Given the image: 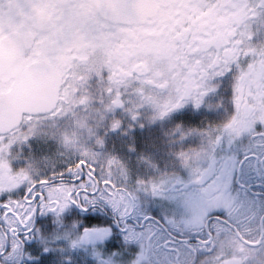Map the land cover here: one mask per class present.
<instances>
[{
    "label": "snow or ice",
    "instance_id": "obj_1",
    "mask_svg": "<svg viewBox=\"0 0 264 264\" xmlns=\"http://www.w3.org/2000/svg\"><path fill=\"white\" fill-rule=\"evenodd\" d=\"M256 15L248 0H0V154L21 121L60 112L71 96L86 105L83 85L102 70L113 106L122 103L121 87L137 80L141 102L156 105L161 117L187 97L198 106L211 76L233 64L238 72L234 114L203 133L204 144L176 154L187 182L164 173L133 186L126 170L117 181L85 156L71 159L0 203V255H20V234L31 231L37 208L59 215L65 200L81 208L103 200L125 242L138 245L128 264H264V48L249 43ZM8 167L0 155V193L19 182ZM137 191L179 200L187 215L143 213ZM109 232L85 229L79 242Z\"/></svg>",
    "mask_w": 264,
    "mask_h": 264
},
{
    "label": "flooded vegetation",
    "instance_id": "obj_2",
    "mask_svg": "<svg viewBox=\"0 0 264 264\" xmlns=\"http://www.w3.org/2000/svg\"><path fill=\"white\" fill-rule=\"evenodd\" d=\"M248 3L256 6L257 13L249 18V30L252 33L249 43L258 45L264 43V7L259 6V0H248ZM251 59V56L243 57L239 62L244 67ZM237 74L233 64L222 75L211 76L204 82L203 88L207 91L198 106L194 105L191 97H187L179 107L158 119H150L154 108L141 102L135 91L141 87L137 80L121 87L120 106L104 111L103 102L109 96L105 91L108 87V73L107 70H102L99 77L92 74L83 85L90 97L89 107L79 105L76 111L88 116L87 123L95 125V136L103 137V142L101 146H97L94 143L95 136H87L85 143L91 145L101 156L107 154L118 158L126 167L130 185L135 186L138 179L147 181L164 173L176 174L187 182L190 179L189 171L181 165L176 154L204 144V131L213 125L224 123L234 114L233 96ZM149 87L151 86L144 85L145 89ZM89 108L101 111L90 112ZM72 119L70 114L56 118V126H70ZM112 120H118L119 126L111 127ZM49 124L51 121L45 120L40 127L47 128ZM18 127L24 130L27 125L21 121ZM57 148L53 139L34 136L23 143L10 144L7 153L0 155L8 161L10 172L15 173L25 166L30 156L50 154ZM76 158H79L78 154L60 156L54 168H45L40 176L63 171L69 166V161ZM64 182H71L68 174H65ZM24 189L25 185L22 184L10 193H0V203L9 196L13 199L22 197ZM136 196L139 210L151 216L172 215L180 218L187 215L179 200L153 197L142 191H137ZM116 221L117 214L103 200L87 208L70 204L59 216L52 211L41 212L37 208L32 217L31 231L20 234V255L10 259L0 255V264H103L105 261L108 264H128L138 251V245L125 242L124 234ZM128 222H132L131 218ZM92 228H108L110 232L103 240L69 247L66 238L68 233L80 235L85 229ZM9 247L5 245L6 249Z\"/></svg>",
    "mask_w": 264,
    "mask_h": 264
},
{
    "label": "clouds",
    "instance_id": "obj_3",
    "mask_svg": "<svg viewBox=\"0 0 264 264\" xmlns=\"http://www.w3.org/2000/svg\"><path fill=\"white\" fill-rule=\"evenodd\" d=\"M253 48L255 49H261L264 48V43H260L258 45H252L250 44ZM155 63V61H154ZM205 91L207 89H202L203 94L199 97L200 103L201 99L205 94ZM80 95H87L86 91L82 89L80 92ZM88 100L90 97L87 95ZM78 95L77 96H71L65 103L64 108L62 111L55 113V114H50L47 116H43L37 119H34L30 123H25L27 127L24 130H21L19 128L17 132L16 138L12 141V143H23L28 140L30 137L34 136H40L44 137L46 136L49 139H53L56 144L58 145V148L55 152L50 153V154H44L42 156H30L27 158V162L24 167L18 169L15 173H11L10 169L8 167V172L13 176L18 179V184L17 186L25 183V182H31L34 178L36 177H41L40 173L45 169H51L54 168L55 163L57 162L58 157L64 156L67 157L70 154H78L79 156H85L90 160H93L94 162H97L100 164L103 168L106 174L112 176L113 179L119 180L120 179V174L122 170H126L125 165L115 156L111 155H103L101 156L100 153L95 151L91 145H88L85 143V138L87 136H95V125L94 124H89L87 123L88 116L83 115V114H78L76 109L77 106H79L78 103ZM112 98L110 96L105 98V101L103 102V110L104 111H110L113 107L112 105ZM199 103V104H200ZM152 105L154 108V113L150 117V119H158V118H163L158 115L159 108L151 103H147ZM85 108H88V101L86 105H84ZM90 112H99L101 109H91L89 108ZM172 111V110H171ZM66 114H70L72 119L71 125L70 126H56V118L63 117ZM230 119V118H229ZM45 120L51 121V124L47 128H42L40 127L41 124L44 123ZM119 122L118 120H112L110 122V126L114 123ZM227 121H225L222 124L219 125H213L207 130L204 131V133H207L210 129H215L222 127ZM97 123L99 121L97 120ZM120 123V122H119ZM118 123V126H119ZM117 126V127H118ZM99 141V143H98ZM103 142V137L101 136H95L94 143L97 146H101ZM11 143V144H12ZM63 149V151H60V149ZM189 149H196V148H189ZM184 150V151H188ZM181 152V151H180ZM7 153V152H6ZM5 153V154H6ZM109 161H113V163L109 164ZM8 162V161H7ZM127 171V170H126ZM152 179V178H149ZM67 185H65V191H67ZM7 190V189H5ZM64 208L62 211L59 212L62 213L71 203L68 202L67 200L64 201ZM55 213V212H54ZM57 215V214H56ZM59 216V215H57ZM75 223V222H73ZM83 235L81 233L80 235H74L71 233H68L66 238L68 239L69 247H77L81 243L79 242L80 237Z\"/></svg>",
    "mask_w": 264,
    "mask_h": 264
}]
</instances>
